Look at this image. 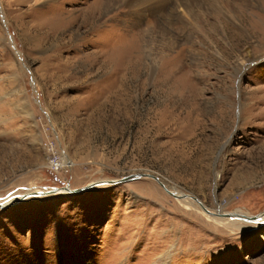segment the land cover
<instances>
[{"label":"rangeland","instance_id":"374dc122","mask_svg":"<svg viewBox=\"0 0 264 264\" xmlns=\"http://www.w3.org/2000/svg\"><path fill=\"white\" fill-rule=\"evenodd\" d=\"M128 1L0 0V264H264V0Z\"/></svg>","mask_w":264,"mask_h":264},{"label":"bare ground","instance_id":"6f19581e","mask_svg":"<svg viewBox=\"0 0 264 264\" xmlns=\"http://www.w3.org/2000/svg\"><path fill=\"white\" fill-rule=\"evenodd\" d=\"M145 0H129L128 1V6L129 7H134L136 5H139L141 2H143ZM203 1V0H202ZM158 2H161L162 3V7L165 8V9H168L170 11H172V13L174 12L175 15H182L180 12H184L188 15H193L196 11V8H197V5L200 3V0H158ZM159 5V4H158ZM161 6V5H160ZM198 9V8H197ZM150 11V10H149ZM156 16V15H155ZM58 165V163H57ZM162 181V180H161ZM163 182V181H162ZM163 184L165 185V187L167 189L168 186L166 185L165 182H163ZM67 189H55V194H58V193H64L66 192ZM170 192H172L173 194H176V195H179L178 193L172 191L169 189ZM183 200H185V202L187 201H194L190 198L189 195H187L185 198H183ZM198 200V199H197ZM194 203H197V204H202L199 200L196 202L194 201ZM191 204V203H190ZM189 204V205H190ZM192 205V204H191ZM190 205V206H191ZM203 205V204H202ZM4 206H0V208H3ZM204 207V206H203ZM202 208V207H201ZM202 210H204L205 212H207V210L205 208H202ZM209 215V214H208ZM238 216L239 215V219H237V221H234L232 225H230L229 223L227 224V226H229L230 228H236V223H240V221H242V219H246L248 221H254L255 223H260L263 221L264 219V214L258 216V217H252V216H246L244 214H231L230 216ZM234 218V217H233ZM213 220H216L218 221L219 223H222V220H225L224 218H218L217 217H213ZM236 220V219H235ZM253 222V223H254ZM239 225V224H238Z\"/></svg>","mask_w":264,"mask_h":264},{"label":"water","instance_id":"95a60500","mask_svg":"<svg viewBox=\"0 0 264 264\" xmlns=\"http://www.w3.org/2000/svg\"><path fill=\"white\" fill-rule=\"evenodd\" d=\"M139 178H150V179H152V180H154L155 182H157V184L167 193V194H169L170 196H172V197H174V198H185L187 195H176V194H173L172 192H170L169 191V189H167L166 187H165V185L163 184V182L157 177V176H155V175H152V174H149V173H147V174H139V175H133V176H129V177H126V178H124V179H122V180H120V182H130V181H133V180H137V179H139ZM190 198L192 199V200H194V201H198L197 200V198H195V197H192V196H190ZM200 206L202 207V208H204L203 207V205L202 204H200ZM262 214H264V211L263 212H261L260 214H258V215H256V216H253V217H258V216H260V215H262Z\"/></svg>","mask_w":264,"mask_h":264}]
</instances>
